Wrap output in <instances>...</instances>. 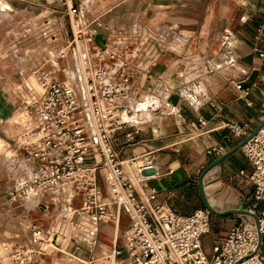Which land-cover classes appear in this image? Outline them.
<instances>
[{
    "label": "built area",
    "instance_id": "obj_1",
    "mask_svg": "<svg viewBox=\"0 0 264 264\" xmlns=\"http://www.w3.org/2000/svg\"><path fill=\"white\" fill-rule=\"evenodd\" d=\"M62 3L66 7L62 16L47 17L37 34L50 47L30 76L42 93L30 104L27 99L17 116V124L25 128L17 152L23 153L30 174L16 181L7 194L21 196V206L31 200L45 206L71 204L75 194L82 193V206L71 212L78 250L87 247L92 251L99 224L108 222L117 229L125 214L129 219L125 245L117 247L118 237L114 239L107 257L110 264H264V126L240 149L252 168L250 211L255 213L258 206L262 210L256 221L246 216L232 227L208 256L201 242L210 232L211 213L203 208L183 216L157 203L155 190L148 188V182L158 177L151 152L133 150L124 155L117 147V134L126 132L129 146L139 133L128 128L148 111L138 83L150 79L149 68L169 50L168 44L155 32L136 30L100 46V18L88 16L77 0ZM257 35H264V23L258 26ZM258 56L264 57V49L258 50ZM256 88L253 84L241 90L240 98L248 107L252 103L247 98ZM205 124L198 117L190 127L200 131ZM224 127L228 140L238 143L252 132L248 121ZM226 152L224 145L216 144L205 150V156L217 159ZM100 175L107 185L105 197L98 187ZM239 176H244L243 170ZM55 193L60 196L40 199ZM57 247L34 225L29 243H19L8 264L40 260L58 251Z\"/></svg>",
    "mask_w": 264,
    "mask_h": 264
},
{
    "label": "crops",
    "instance_id": "obj_2",
    "mask_svg": "<svg viewBox=\"0 0 264 264\" xmlns=\"http://www.w3.org/2000/svg\"><path fill=\"white\" fill-rule=\"evenodd\" d=\"M92 1L86 0L83 6L88 16L98 17L103 23L98 45L130 36L136 30L155 32L168 44L169 50L149 68L150 79L142 78L138 83L140 93L146 96L148 111L133 120L128 128H136L139 133L129 146L126 132L117 134V147L124 155L133 150L136 153L151 152L158 177L148 182V188L155 190L157 203H163L169 210L183 216L203 209L196 208L195 176L216 160L205 156V150L222 144L228 152L239 144L236 140H228L226 124L248 121L253 130L264 121V57L258 56V50L264 49V35H257L258 26L264 23V0H129L128 4L115 10L111 23L104 22L100 15L89 9ZM5 44L0 43V135H12L17 129L10 122L18 100L7 79L15 73L16 64L5 52ZM44 44L42 52L47 55L50 47ZM253 84L257 88L247 98L252 103L248 107L240 94ZM198 117L206 122L200 131L190 127ZM240 170L244 171V176H239ZM251 171V166L238 150L211 169L207 177L229 184L250 185V198L253 199V189L248 182ZM98 187L101 194L107 196L103 175H100ZM56 196L60 194L45 195L40 199L50 201ZM38 202L31 200L22 207H37ZM82 204L83 194L77 193L71 204L45 205L47 209L52 205L60 206V218L44 214L48 217L47 223H39L58 246V251L45 256L46 259L53 262L60 256L83 264H88L91 259L93 262L106 259L112 252L114 239L119 238L120 226L125 232L124 240L123 245L117 246L124 247L129 225L125 214L117 229L108 222L99 224L96 246L92 251L87 247L77 249L71 212ZM31 223L25 230L29 238L19 243H29L34 226ZM115 229L116 235L113 234ZM100 234L103 235L101 240ZM110 237L113 238L112 245L107 242ZM0 264H5L3 257H0ZM28 264H37V261Z\"/></svg>",
    "mask_w": 264,
    "mask_h": 264
},
{
    "label": "rangeland",
    "instance_id": "obj_3",
    "mask_svg": "<svg viewBox=\"0 0 264 264\" xmlns=\"http://www.w3.org/2000/svg\"><path fill=\"white\" fill-rule=\"evenodd\" d=\"M77 1L82 4L86 2V0ZM128 2L129 0H125V2H122V0H94L90 3L89 9L100 15L104 22L111 23L113 22L112 18L115 10L123 4H128ZM65 9L66 7L63 5L62 0H0V43H6L4 45L5 52L9 54L16 64L15 73L7 81L13 86L14 96L18 100L17 109L10 122L17 129L16 133L0 135V257H3L5 264H8L7 259L19 242L29 238V234L25 230L31 221L34 220L32 223L39 226V223L46 224L45 220L48 217L60 218L59 205L56 207L55 205L49 206L48 209L44 205L24 208L20 205L19 198L21 196L11 198L7 192L16 184V181L23 180L30 174V168L23 162V153L21 151L17 152L21 136L25 131L23 126L17 125V116L25 106L27 99L30 104L37 96L41 95L40 86L30 76L45 58L46 54L42 52L45 41L37 39L38 36L35 35L38 34L45 18L62 16ZM65 21L67 23V20ZM66 64L68 65L69 63L67 62ZM8 131H11V128ZM247 173H250V171ZM198 175L195 176L196 208H205L198 188ZM210 177H207V174L203 177L202 186L203 190L205 189L204 199L211 209L216 212L226 210L251 212L250 210H253L251 208L253 199L250 198L252 196L250 185L245 184L244 187L243 184L239 185L237 182L229 184L225 181L219 182L220 180L210 179ZM242 197H244V200H242ZM261 210L262 206H258L255 213H251L256 216ZM44 214H47L48 217L44 216ZM28 219L29 222H26ZM245 220V215L218 216L211 213L210 232L202 237L201 242L205 254L210 256L212 246L221 243L232 227ZM116 231L115 229L113 234L116 235ZM124 233L120 226L118 246L123 245ZM103 234L107 235L106 230H103ZM101 237H103L102 234L99 235V240H101ZM107 242L112 245L113 238L110 237ZM99 252L100 246L97 255ZM57 260L55 259L52 262L51 259H46V257L40 260L34 259L37 264H83L76 259H61L60 256H58ZM93 264H110V262L106 258L93 262ZM114 264L121 263L118 261Z\"/></svg>",
    "mask_w": 264,
    "mask_h": 264
},
{
    "label": "water",
    "instance_id": "obj_4",
    "mask_svg": "<svg viewBox=\"0 0 264 264\" xmlns=\"http://www.w3.org/2000/svg\"><path fill=\"white\" fill-rule=\"evenodd\" d=\"M264 126V121L261 122L246 138H244L236 147H234L232 150L226 152L223 156L217 158L216 160L212 161L210 164H208L202 172L199 174L198 180H199V192L200 196L203 202V205L205 206V209H207L210 213L218 215V216H226V215H245L250 216L256 221V216L252 214L251 212L245 211V210H226L223 212H216L215 210L211 209V207L206 203L204 199V190L202 186V179L203 177L214 167L219 165L224 159H226L228 156L233 154L234 152L241 149V147L250 139H252L256 133Z\"/></svg>",
    "mask_w": 264,
    "mask_h": 264
},
{
    "label": "bare ground",
    "instance_id": "obj_5",
    "mask_svg": "<svg viewBox=\"0 0 264 264\" xmlns=\"http://www.w3.org/2000/svg\"><path fill=\"white\" fill-rule=\"evenodd\" d=\"M40 89H41V87H40ZM41 93H42V89H41ZM145 97H146V96H145ZM148 99H149V98H148ZM149 104H150V103H149ZM149 104H148V105H149ZM151 105H152V104H151ZM154 105H155V104H154ZM149 108H150V107H149ZM151 110H152V108H151ZM145 116H146V115H145ZM143 117H144V116H143ZM135 120H136V119H135ZM135 120H134V121H135ZM134 121H133V122H134ZM138 122H139V121H138ZM134 124H135V123H134ZM137 124H138V123H137ZM204 190H205V189H204ZM77 196H78V195H77ZM114 263H116V261H115Z\"/></svg>",
    "mask_w": 264,
    "mask_h": 264
}]
</instances>
